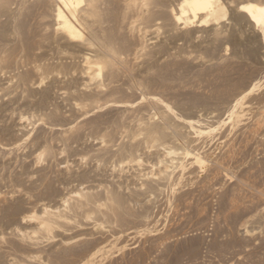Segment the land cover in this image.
Returning a JSON list of instances; mask_svg holds the SVG:
<instances>
[{
	"label": "rangeland",
	"instance_id": "obj_1",
	"mask_svg": "<svg viewBox=\"0 0 264 264\" xmlns=\"http://www.w3.org/2000/svg\"><path fill=\"white\" fill-rule=\"evenodd\" d=\"M223 1L225 13L219 24L215 25L222 31L221 38H219L221 41H215V45L212 42L213 33L208 31L211 27L209 25L202 33L200 32L201 35L197 33L194 40L190 39L188 42L185 40L186 46L181 45L183 41H178L177 45L168 42L171 44H168L170 46L167 45L166 49L169 54L163 51L166 54L162 53V58L157 56L159 53L154 58L155 55L151 53L152 56L149 54V57L154 59H150L142 54L144 51L137 45L138 38L145 33L148 41L146 42L147 49L153 50L157 48L156 42L159 44V41L163 40L161 33L163 30H158L155 26L147 31L135 30L137 34H140V36L137 35L138 37L132 35L127 28L124 29L125 32L121 29L120 32H123V35L119 33L130 44L138 46L133 51L135 47L129 45L130 50L128 51L134 53L137 51L135 55L131 53L133 56L130 58L134 59V63L131 61L132 63L129 64L136 65L140 63L139 61H144L143 55L144 59H149L151 62L159 60L157 63L159 67L160 63H163L165 68L161 64L160 68H163L159 70L156 68L157 65L155 66L157 73H155L160 75L158 79L164 78L162 80H165V84L162 82L163 85L160 86L161 79L154 78L156 80L153 81L154 86L150 92L152 91L153 96L160 92L155 97L162 96V99L160 98L162 103L172 105L170 106L172 109H175L177 105L179 110L176 107L173 110V112L176 111L175 114L185 111L184 114L182 112L183 115L177 116V120L181 121L184 133H189V137L195 136L194 138L199 140L196 142L197 148L193 149L185 147L179 141L167 140L165 142L167 145L178 146L177 152L179 153L186 151L185 153L190 156L196 155L197 162L193 166H188L187 171L190 173L188 178L185 177L181 182L170 183L171 185H161L162 187L159 186L161 188L154 191H139L141 190L139 186L153 178L157 180L155 179L157 172L165 164L161 165L158 162L161 153L156 152L155 147L151 148L152 143L148 145L144 142L138 143V141H143L142 133H137L135 139L128 135L123 137L127 134L126 126L130 128L132 125V127L135 126L131 127L132 130L137 129L135 122L138 123L136 120L139 118L143 124L147 123L150 116L158 120V115L155 116V112L158 111L156 108H149V112L148 106L144 109V104L149 105V102H152L149 98L151 94L135 98L136 102L139 99L134 104L135 111L138 106H143V110H140L142 109L140 107V111L137 109L136 113L126 111V108L120 104L119 106L112 104L102 106L96 111L97 114L94 113L100 116L99 119L93 113L92 116L91 114L88 115L89 117L86 116L92 121L95 119L96 123L102 120L101 124H105L108 120L107 129L105 125V129L102 128L103 125L99 123L101 127L99 129L105 133L110 130L109 128L113 129L112 132L106 133V138H104L106 141L109 139L110 143L101 146L99 142H101L103 132L101 134L100 130L91 127L86 117H80L81 119L77 117L78 111L68 100L67 90H64L72 81V84L76 83L74 81H80L78 70L74 76L69 74L62 77L60 74V78L50 77L43 78L44 81H38L42 77L33 71L31 59L29 62L27 58H23L27 62L20 59L18 66L8 61H0V264H264V23L255 26L243 19L237 24L235 18L233 19V7L245 0ZM37 14L38 12L34 10L25 17V29L23 28L20 35L24 37L26 34L24 40L32 47L44 43L35 34L40 33L39 30L42 28L45 29L44 32L46 28L49 30L48 25L51 23L50 17L40 19ZM10 39H8L10 43L4 39L6 41H0V45L7 43L8 45L5 46L11 47L15 41ZM134 40L138 42L133 43ZM151 40L153 42L155 40V44ZM128 42L126 45L129 44ZM153 45L154 47H151ZM172 45L173 49L177 48L173 50ZM41 46L42 49L33 48L31 52L38 55L41 54L40 52H48L47 47ZM250 48L253 53L249 52ZM150 49L147 51L151 52ZM128 54L126 58L130 62ZM77 60L79 61L75 59L74 64ZM5 62L8 63V67ZM77 63L68 65V67L64 66V70L75 69ZM21 73L27 75V84L32 85L18 82ZM155 81L158 83L156 84ZM155 84L158 85L156 86L158 89ZM152 89L158 92L154 93ZM23 91L25 92L22 94ZM44 91H48V95ZM132 93L136 94L135 97L139 96L135 90ZM43 94H46L48 100L41 98ZM145 110H147L146 113ZM120 114L123 115L120 116ZM75 117L89 122L84 126L71 127V122ZM112 117L115 121L117 120L118 125L112 121L109 124V121L114 119ZM126 117L133 120L130 121ZM124 121L127 124H124ZM111 124L112 127L109 126ZM33 137H37L38 140ZM123 142L131 143V146H128L132 148V151L138 149L133 152L134 155L141 154L143 160L141 166L132 163L120 168L117 164L122 154L120 157L113 155L112 151L111 154L105 152L109 155L102 154L106 146L105 151H114L117 148L115 153L119 154L118 147L120 148ZM135 142L139 144L138 147ZM125 143L122 147L128 144ZM114 144L118 146L115 147ZM44 147L50 149L52 153L48 155ZM99 147L100 149L104 147V149L100 151ZM43 149L45 152L42 151ZM41 152L43 153L38 161L36 157ZM183 155L181 156L184 159L180 160V156L169 162L172 165L169 169H173L175 173L178 172V167H176L178 163L188 160L186 154ZM146 172H150L148 176L143 175ZM45 175H50V177L47 178ZM47 186L53 188L49 191ZM81 189L98 198H103L110 193L116 194L115 196L118 194V197L125 199L122 201H126V203L123 202L126 210L120 215L118 213L115 216L104 215L102 212L106 211V206L101 205L104 202L102 199L100 206L98 203H91L93 207L89 209L92 211L87 205L84 207L89 210L88 214H82L83 209L81 212L76 210L80 214L76 212L74 215L73 212L71 219L61 221L62 224L55 226L51 232L39 230V215H42L43 206L65 208L61 203L67 200L69 206L78 194V190ZM16 204L19 207L17 206L15 217L11 218L12 220L7 219L6 209ZM94 207L99 208L96 209L99 214ZM31 214L37 217L29 222L22 221V216Z\"/></svg>",
	"mask_w": 264,
	"mask_h": 264
},
{
	"label": "bare ground",
	"instance_id": "obj_2",
	"mask_svg": "<svg viewBox=\"0 0 264 264\" xmlns=\"http://www.w3.org/2000/svg\"><path fill=\"white\" fill-rule=\"evenodd\" d=\"M245 1L242 2V3L241 2L238 3L235 7H233L234 8V12H232V13L234 14L233 19L235 18L234 19L235 22L237 24H239V22L241 20L246 19V20H248L249 23H251L252 25H255V26L264 23V0H251V1H246V2ZM227 8H228V6H227ZM34 10H35V12L36 11L38 12L37 15H39L40 19L45 18V17H50L51 23L48 25L49 30H47V28H46V32H44L45 29L42 28V30H39L41 32L38 33L37 35L35 34L36 32L34 33L35 36H37V37L39 36L38 37V38H40L39 40L43 41L44 43L38 44L37 46L34 45L35 47L34 46L32 47L31 44L30 45L27 44V42H25V40H24V37H26V34H25L24 37H22L23 35L22 36H20V35L22 33V30L25 29V27H24V21H26V20H24L25 17L28 16ZM224 13H225V4H224L223 0H0V41H3L4 39L8 40L10 38H12V39H10L11 41H13V42L15 41L14 45H12L13 43L11 44L12 48L9 47V46L6 47L5 45H8L7 43H5V45H0V61L1 62L2 61H8V62L14 63V65L17 64L16 66H18V63L20 64V62H19L20 59L27 58L28 62L31 59L30 61H31V65H32L33 71L36 72L37 74H39L40 77H42V79L39 80L40 79L39 78L38 81H42L43 78L45 79V78H50V77L60 78V76L63 77L64 75H69V74H70V76H74L75 72H77L76 70H78V73H79V76H80V78H78V79L80 81L79 82L74 81L76 83H73V84H72L73 81L72 82L69 81V82H71V84H67L68 86H66L65 89H64L65 91L67 90L66 91V95L68 97V100L72 102L71 104L78 111V113H77V115H78L77 117L78 118L86 117V116L89 117L90 114L92 116V113L93 114L96 113V111L101 109L102 106L105 107L106 105H112V104H113V106L114 105L119 106V104H120V105H122V106H124L126 108V111H134L136 113L137 109L139 110V108L141 107V106L140 107L138 106L136 111H135V108H134L135 105L134 104L139 101V99H138V101L136 102V99L137 98H142V97H140L142 95H146V94L150 95L151 94L152 91L150 92V90L154 86L153 81L156 80L154 78H157V80L161 79V82L159 84L160 86H162L163 85L162 82L165 81V80L164 81L162 80L164 78L158 79L160 75L156 74L157 73L156 72V68L159 69L161 67V64H162V66H164L163 63H160V67H159V64H157L159 62V60L157 61L155 59L156 62H154L152 60L154 62L153 63V62H151V60L149 61V59H147V60L144 59V55L148 56V58H150V59H154L156 57V55L159 53V55H157V56H160L162 58L163 54L164 55L166 53L169 54L168 53L169 51L166 50L168 44L173 43V45H177L178 41H180V42L183 41L184 43L181 44L183 46V45H185L186 41L188 42V40H190V39L192 40L193 38H195L197 33H199L201 35V33L209 25H211V27L208 28L209 29L208 31H210V33L211 32L213 33L212 42L215 45V41L220 40L219 38H221V35H222L221 34L222 31L219 30L218 27H215V25L217 26L219 24V21L222 18V16L224 15ZM108 15H109V17H108ZM3 17H4V19H3ZM35 18H37V17H35ZM40 21L42 22V20H40ZM45 24H46V22L44 23V25ZM153 26H155L156 29H158V30H160V29L163 30L161 32L163 34V40H160V41L158 40L160 42L159 44H157V42L155 44L154 43L155 40H154V42L151 40L153 42V44H155L157 46L156 49L152 48L153 50H151L149 48V44H151V42L149 41L150 43L148 44V48L151 50V52L147 51L149 49H147V46H146L147 45L146 42H148V41L146 40L147 38H145L146 37L145 33L143 34L144 36L142 35V37L138 38L139 42L137 40L136 41L134 40L133 43H135V42L137 43L138 42L137 45L140 47V49H142L144 51V53H142V54H144L143 55V60L144 61H142V62L139 61L140 63L136 61V63H139V64H136V65L129 64V63H132V62L134 63V59L132 60V58H130V57L133 56V54L131 56V53H134L133 51L136 50L138 46L135 47L136 44H134V45L132 43L130 44L127 41L126 38L122 37V35H123L122 33L125 32L124 29L127 28L128 30H130L132 35H136V36L139 35L140 36V34H137L135 32V30H138V31L145 30V31H147L150 28H152ZM121 29H123L122 33L120 32ZM206 31H207V29H206ZM230 32H232V31H230ZM25 33H26V31H25ZM119 33L122 34V35H120ZM233 33L235 34V32H233ZM233 33L231 34V36L233 35ZM141 34H142V32H141ZM206 35L209 36L207 33H206ZM127 36H129V35H127ZM28 37L26 38L27 40H28ZM160 37H162V35H160ZM32 38H34V37H32ZM153 38L151 37V39H153ZM210 39H211V37H210ZM6 40H4V42ZM129 41L132 42L131 40H129ZM126 42H128L129 44L127 43L128 45H126ZM168 42H170V43H168ZM8 43H10L9 40H8ZM41 45H43V48H44V46L47 47L48 48V52H43V53L40 52L41 53V54L39 53L40 55H38L36 53L34 54L33 52H31V49H33V48H37L36 50H38L40 48L42 49ZM129 45L130 46L133 45V48L135 47L132 52L128 51V50H130V46ZM170 45H168V46H170ZM173 45L171 46V48L173 47ZM151 47H154V45L151 46ZM176 48L177 47H175L174 49H176ZM182 49H184V48H182ZM169 50H171V49L169 48ZM163 51L164 52L167 51V52L163 53ZM214 51H215V49H214ZM135 52L137 53V51H135ZM249 52L253 53L252 48L249 49ZM128 53H130V54H128ZM136 53H134V55ZM139 53H141V52L139 51ZM151 53L153 55H155L154 58L149 57V54H151ZM187 53H189V52H187ZM127 54L129 55V59H131V60H129L130 62H128V60L126 58ZM152 54H151V56H152ZM78 57H80V58H78ZM158 58L159 57H157V59ZM75 59H79V61H80V62L78 60L76 61V63L79 62V63H77L78 64L77 67L75 69L68 68V69L64 70V68L68 67V65L74 64ZM23 60L25 61V59H23ZM25 62H27V61H25ZM155 63H156V65H155ZM7 64L8 63H6L5 65L7 66ZM23 65L25 66V64H23ZM19 66H21V65H19ZM155 66H157V67L155 68ZM73 67H75V66H73ZM17 68H19V67H17ZM162 68H160V69L162 70ZM164 68H165V66H164ZM158 69H157V71H158ZM179 69H181V67H179ZM15 73H17V72H15ZM23 73H24V71H23ZM60 74H62V75H60ZM154 74H156L157 77ZM19 75H20V73H19ZM31 75H33V74H31ZM17 76H18V74H17ZM11 79H13V78H11ZM18 79H19V81L18 80H16V81H18L20 84H24L25 82H26V85L31 84V83L27 84V82H28L27 79L28 78H27L26 74L23 75L21 73V76L18 77ZM56 81H55V83H56ZM29 82H31V80ZM157 83H158V81L156 82V84ZM156 84H155V87L158 86ZM164 84H165V82H164ZM23 86H25V85H23ZM49 86H51V85H49ZM173 86H174V84H173ZM20 87H22V85ZM20 87H18V88H20ZM63 88H62V90H63ZM156 88L158 89V87H156ZM168 89H170V88H168ZM134 90L139 96H137V97L134 96V95H136V94L132 93V91L134 92ZM152 90H154V89H152ZM24 92L25 91H23L22 94ZM44 92L47 93V95H48V91L47 92L44 91ZM50 92L51 91H49V93ZM155 92H158V91L154 90V93ZM159 93L160 92H158L156 94L159 95ZM156 94H154V95L156 96ZM45 95L43 94V96H41V98L47 99ZM57 95H59V93H57ZM151 95H152V97H151ZM151 95H150L149 98L152 99V102H149V105L148 104H144V106H145L144 109H146L147 106H148L147 109L156 108L158 111L155 112L156 115L155 114L154 115L155 116L158 115V120L156 121V119L155 120L153 119V116H150L148 118L147 123L143 124L140 121L141 118H139L138 120H136L138 123L135 122V124L137 125V129L132 130V128L135 127V126L132 127V125L130 126V128L128 126H126L125 127V132L127 134H125L123 136V137H125L126 135H128V136H132V138L135 139V135L137 133L138 134L142 133L143 134V141H140V142L138 141V143L141 144V142H144L147 145L152 143L150 145L151 148L153 149V147H155V151L159 152V154L161 153V155H159L161 158L158 159L159 156L157 157L158 162H160L161 165H162V163H165L163 165V167L160 170H158V172H157L158 175H157V178H155L157 180H154V178L152 177L154 181L153 180H149V181L143 182L139 186V189H141L139 191H154V190H157V189L161 188L162 187L161 185L167 186V184H170V183L172 184L174 182H181L185 177L188 178V176L190 174L187 171L188 166H193V164L195 165V163L197 162V156L196 155L195 156H190L187 153H185L186 151H183V152L179 153V152H177V149H179V148H177L178 146L175 147V146H173L171 144H170L171 145L170 146L169 144L167 145L165 143V142H167V140H171L172 142H178L179 141L185 147H189L191 149L197 148L198 144L196 142H198L199 140L197 141V139L194 138L195 136L194 137H189L188 136L189 133H184L183 130H182L181 124H180L181 121L179 122L177 120V116L178 115L181 116L183 111H179L181 114H179V113L175 114L176 111L173 112V110H175L176 107L178 109L177 105H176L175 109H172L171 108L172 105H170L171 106L170 107V106L162 103V101L160 100V98L162 96L161 97L158 96L159 98H157V97L153 96V93ZM20 97H21V93H20ZM59 97H60V95H59ZM132 97H134V98L132 99ZM18 98H19V96H18ZM39 98H40V96H39ZM41 98L39 99V102L41 101ZM60 98H58V99H60ZM168 98H170V97H168ZM64 99H65V97H64ZM140 100H142V99H140ZM35 102H36V100H35ZM16 103H17V100H16ZM140 105H141V103H140ZM180 107H183V106H180ZM108 108L110 109V107H108ZM141 108L142 109H140V110H143V106ZM182 109H184V108H182ZM39 111H41V110H39ZM146 111L147 110H145V113H146ZM149 111H150V109L148 110V112ZM184 112H183V114H184ZM122 113L124 114L125 112L123 111ZM123 114H120V116L123 115ZM59 115H60V113H59ZM94 115H93V117H94ZM54 116L56 117V115H54ZM72 116H73V114H72ZM95 116H97V115H95ZM134 116H135V114H134ZM147 116H148V114H147ZM21 117L23 118V116H21ZM77 117H75L74 118L75 120L73 119V121L71 122L72 123L71 127H73V126H75V127L76 126L77 127L84 126L85 124H87L90 121L88 124L91 127L96 128V130L97 129L100 130L99 128H101V127L99 125L102 122L101 119H100L101 122H97L96 123V121H94L95 119L92 121L91 119H88L86 117L89 120L87 122V120H84L85 118L83 119L84 121H81L80 120L81 118L78 119ZM98 117H100V116H97V118ZM113 118L114 117H112V119ZM126 118L128 120H130L128 117H126ZM131 118H132V116H131ZM136 118H137V116H136ZM49 119H51V117ZM98 119H96V120H98ZM127 119H125V121ZM152 119H153V121H152ZM54 120H56V119H54ZM103 120H105V119L103 118ZM113 120H110L109 124L112 121V123L115 122L116 125H118L117 124V120L115 121V118ZM120 120H122V119L120 118ZM131 120H133V119H131ZM125 121H124V124H127V123H125ZM71 123H68V124H71ZM93 123H95V125ZM106 123L105 124H103V123L101 124V125H103L102 128H104V125H105V127L107 129L108 120H107ZM45 124H46V122H45ZM135 124L133 123V125H135ZM119 125L121 127V123L120 122H119ZM122 125H123V121H122ZM69 126L70 125H68V127ZM109 126L112 127V124L109 125ZM123 127H124V125H123ZM109 129L110 130H107V131L109 133H110V131L112 132L113 129H111V128H109ZM101 130H100V133L103 132ZM108 132H106V133L108 134ZM96 133H97V131H96ZM104 133H105V131L103 132V135L101 137V142H99L101 146H103L105 143L109 142L108 141L109 139L107 141L104 139V138H106V133L105 134ZM37 134H39V133H37ZM40 135H42V134L40 133ZM75 135L77 136V134H75ZM89 136H90V134H89ZM140 136H138V137H140ZM54 137H55V135H54ZM33 138L36 139L37 137L36 138L33 137ZM39 138H41V137H39ZM20 139H22V138L20 137ZM37 140H38V138H37ZM51 140H52V138H51ZM129 140H130V138H129ZM99 143H98V145H99ZM112 143H113V141H112ZM124 143L125 142H123V144ZM135 143H137V142H135ZM138 143H137L136 147H138V145H139ZM120 144H119V146H120ZM125 144H127V145H124L123 147L121 145L120 148L118 147V151L120 152L119 154H118V152H117V154L115 153L117 148L114 151L113 150L105 151V150H107V146L105 147V149H104V147L102 149H104V153L105 152H107V153L110 152V154H111V151H112V154L114 153L113 155H119V157L122 154L121 157H120V160L118 159L119 163L117 164V166H119L120 168L123 167V165H125V164H129L130 165L132 163L137 165V166H141V164L143 163L142 157L140 156L141 154L138 153L139 155H137V154L134 155V152H133L135 150L137 151L138 149H134L132 151V148L130 147L131 143L126 142ZM114 145H115V147L118 146V145L116 146V144H114ZM128 145H130V146H128ZM133 145H134V143H133ZM150 146H148V147H150ZM127 147H130V148H127ZM48 148H51V147H48ZM100 148L101 147H99V149ZM102 149H100V151ZM183 149L185 150L186 148H183ZM38 150L41 151V149H38ZM42 151H44V149ZM45 151L47 152V154L48 153L49 154L52 153L50 151V149H46L45 148ZM95 151H97V150H95ZM152 151L154 152V150H152ZM32 153H34V152H32ZM42 153L43 152H41L40 154H37L38 156L36 157V159H38V161H40L39 159H41V154ZM104 153H102L104 156L105 155H109V154H106V153L104 154ZM44 154H46V153H44ZM47 154H46V156L49 155V154L48 155ZM183 154H186V158H188V160L186 162H184V163L179 162L178 165L180 163H182L179 166L178 165L176 166V164H175L174 166L178 167L177 168L178 172L175 173L173 171V169H169L172 166V165H170L171 163L169 164V162L173 161V159H175V158H179ZM177 155H178V157H177ZM193 155H194V153H193ZM183 156H185V155H183ZM117 158H118V156H117ZM181 158L184 159L182 156L179 159L181 160ZM179 159H176V160H179ZM167 162H168V164H167ZM42 168H44V167H42ZM54 170L52 171V173L54 172ZM62 170H60V171H62ZM188 170H189V168H188ZM26 172H27V170H26ZM20 173L21 172H19V174ZM55 173H56V171H55ZM55 173H54V175H55ZM149 173L146 172L143 175L144 176L145 175L148 176ZM49 174L51 175L50 172H49ZM59 174H60V172L58 173V176H59ZM86 174H84V175H86ZM41 175H43V174H41ZM50 175H48V176L50 177ZM48 176H46V177L48 178ZM58 176H57V178H58ZM155 176H156V174H155ZM67 177H69V176H67ZM37 178H38V176H37ZM54 180H56L55 176H54ZM58 180H60V179H58ZM75 180H76V178H75ZM83 182H85V181H83ZM64 184H65V182H64ZM33 185H35V184H33ZM159 186H161V187H159ZM47 187L49 188L48 190L50 191L51 187H49V186H47ZM33 188H34V186H33ZM27 189H28V187H27ZM55 189H56V187H55ZM36 190H38V188ZM83 190L84 189H81L80 191L78 190V194H77L78 196L76 195V197L74 199H72L73 201L70 203L69 206L67 205V200H64L61 204H63V206H65V208H61V207H54L53 208L52 205H51L52 208H50V206H43L42 210L40 209L42 215L40 216L38 214L39 215V223L38 222L37 223L40 224V225H38V227L40 226L39 230L49 233V232L52 231V229L55 226H58V225L62 224L61 221L63 222L65 219H66L65 221H68L69 219H71V217L73 215L72 213L74 212V215H75V213L77 212L76 210H80V212H81V209H83V211H82L83 213L82 214H85V213H87L90 210L89 209L90 207L91 208L93 207L91 203H93V204L98 203L99 205L98 204L97 205L100 206L102 199H104V200H102L104 202L101 205H105L106 206V211L102 212V211L99 210V212H102L104 215L107 214V216H108V214H109L111 216H115L116 213H118L120 215V213L123 214V212H125L124 210H126L125 209L126 207H123V202L126 203V201H122L124 198L121 199L120 196L118 197V194H117V196H115L116 194H111L109 192L110 195L107 194L103 198H98V196L95 197L94 194L93 195L89 194L87 192H84ZM106 191H109V190L106 189ZM40 195H41V193H40ZM36 196H38V194H36ZM41 198H43V197H41ZM54 198H56V197H54ZM88 204H90V206ZM86 205L88 206L89 210L87 208L84 209V207ZM17 206L19 207V205H17V204L16 205H11L10 207H8L6 209L7 210L6 211L7 212L6 213V218L7 219L8 218L11 219V218L15 217V215L17 213V210H18ZM60 206H62V205H60ZM97 207L96 208L94 207L95 211H97L99 209ZM94 210H93V212H94ZM90 211H92V209ZM77 213H79V212H77ZM97 213H98V211H97ZM35 217H37L35 214L25 215V216H22V221L23 222H26V221L29 222L30 220H32ZM120 217H122V215Z\"/></svg>",
	"mask_w": 264,
	"mask_h": 264
}]
</instances>
